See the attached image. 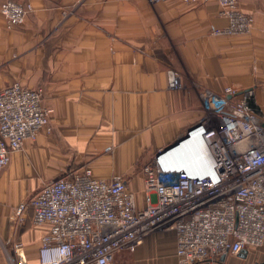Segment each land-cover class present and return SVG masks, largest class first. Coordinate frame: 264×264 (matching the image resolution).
<instances>
[{
	"label": "crops",
	"instance_id": "1",
	"mask_svg": "<svg viewBox=\"0 0 264 264\" xmlns=\"http://www.w3.org/2000/svg\"><path fill=\"white\" fill-rule=\"evenodd\" d=\"M20 1L32 7L22 24L7 27L0 13V88L41 87L50 130L26 140L0 171V264L14 241L26 252L39 246L46 225L14 212L48 179L89 166L96 178L122 177L143 204L142 168L203 117L198 90H251L264 119V0L241 1L253 21L238 34L213 32L228 23L215 0ZM252 253L215 264L264 260L252 262ZM115 257L177 264L174 232L150 233Z\"/></svg>",
	"mask_w": 264,
	"mask_h": 264
},
{
	"label": "built area",
	"instance_id": "2",
	"mask_svg": "<svg viewBox=\"0 0 264 264\" xmlns=\"http://www.w3.org/2000/svg\"><path fill=\"white\" fill-rule=\"evenodd\" d=\"M194 2L196 0H181ZM228 23L215 34L247 33L252 16L242 0H215ZM20 0L0 2L7 27L31 11ZM172 71L169 87H180ZM203 117L176 144L160 150L142 168L143 204L120 176L96 178L89 166L44 181L15 210L46 225L35 264H111L119 251H133L145 236L172 230L177 264H214L221 256L264 244V119L249 103L251 90L226 86L198 90ZM43 89L13 82L0 88V171L11 154L39 131L50 130ZM196 143L198 161L188 166L176 154ZM5 264H28L24 245Z\"/></svg>",
	"mask_w": 264,
	"mask_h": 264
},
{
	"label": "rangeland",
	"instance_id": "3",
	"mask_svg": "<svg viewBox=\"0 0 264 264\" xmlns=\"http://www.w3.org/2000/svg\"><path fill=\"white\" fill-rule=\"evenodd\" d=\"M189 150V151H188ZM195 155V156H194ZM176 156H181L182 158L179 160L180 163H183V164H189L190 165L192 163H196L198 161V158H197V155H196V151H193L191 150V147H185L184 149L180 150L179 152H177L176 154H174V157ZM194 158V159H193ZM196 158V159H195ZM25 249V248H24ZM37 249L38 247L34 250L32 249L31 251H25L26 253V258H27V262L28 263H31L32 260H35L36 259V256H37ZM250 251H252L253 253L252 254H256V256L252 257V262L258 258L259 260L261 259H264V244L261 245V246H258V247H251L249 249ZM125 251V250H123ZM127 251V250H126ZM129 252V251H127ZM15 252L13 251L12 247L10 248H7L5 250V255H6V259H7V256L10 255L12 257H15ZM228 255H232V254H228ZM258 255V256H257ZM219 260V259H218ZM217 260V261H218ZM251 260V259H250ZM111 264H128V263H125V261H122V262H119L117 261L116 257L115 259L112 261ZM215 264V263H214ZM253 264H256L255 262H253Z\"/></svg>",
	"mask_w": 264,
	"mask_h": 264
},
{
	"label": "bare ground",
	"instance_id": "4",
	"mask_svg": "<svg viewBox=\"0 0 264 264\" xmlns=\"http://www.w3.org/2000/svg\"><path fill=\"white\" fill-rule=\"evenodd\" d=\"M186 147H191V150H193V151H196V143H194V142H191V143H189ZM185 148V147H184ZM183 148V149H184ZM182 150V149H181ZM189 151V150H188ZM174 155V154H173ZM195 156V155H194ZM182 157L181 156H176V159H177V161L179 162V160L181 159ZM183 159V158H182ZM194 159V158H193ZM196 159V158H195ZM197 163V162H196ZM196 163H192L191 165H190V163L189 164H187L188 166H195L196 165Z\"/></svg>",
	"mask_w": 264,
	"mask_h": 264
},
{
	"label": "water",
	"instance_id": "5",
	"mask_svg": "<svg viewBox=\"0 0 264 264\" xmlns=\"http://www.w3.org/2000/svg\"><path fill=\"white\" fill-rule=\"evenodd\" d=\"M181 138H182V137H181ZM177 141H178V140H177ZM177 141H176L174 144H176ZM174 144H172V145H174ZM172 145L168 146L167 148L171 147ZM165 149H166V148H165ZM241 252H246V250L243 249ZM241 252H240V253H241ZM224 258H225V256H221V257H220V260H223ZM257 264H264V260L261 261V262H259V263H257Z\"/></svg>",
	"mask_w": 264,
	"mask_h": 264
},
{
	"label": "trees",
	"instance_id": "6",
	"mask_svg": "<svg viewBox=\"0 0 264 264\" xmlns=\"http://www.w3.org/2000/svg\"><path fill=\"white\" fill-rule=\"evenodd\" d=\"M248 101H249L250 105L257 111L258 109H257V106L255 105V103L253 102V97H250L248 99Z\"/></svg>",
	"mask_w": 264,
	"mask_h": 264
}]
</instances>
